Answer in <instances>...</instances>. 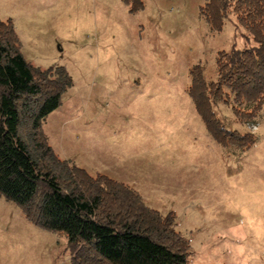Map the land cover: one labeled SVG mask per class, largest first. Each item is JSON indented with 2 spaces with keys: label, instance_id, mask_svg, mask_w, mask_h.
<instances>
[{
  "label": "rangeland",
  "instance_id": "374dc122",
  "mask_svg": "<svg viewBox=\"0 0 264 264\" xmlns=\"http://www.w3.org/2000/svg\"><path fill=\"white\" fill-rule=\"evenodd\" d=\"M205 2L145 0L130 12L123 0H0V19L13 21L29 62L73 80L43 121L61 158L98 172L134 166L127 185L176 215L188 264H264V108L242 150L213 139L188 92L194 66L214 81L218 53L247 45L233 12L212 31ZM213 110L226 128L251 132L232 105ZM0 264H72L68 239L0 195Z\"/></svg>",
  "mask_w": 264,
  "mask_h": 264
},
{
  "label": "trees",
  "instance_id": "16d2710c",
  "mask_svg": "<svg viewBox=\"0 0 264 264\" xmlns=\"http://www.w3.org/2000/svg\"><path fill=\"white\" fill-rule=\"evenodd\" d=\"M123 1L130 12L144 6ZM231 12L247 45L218 53L214 81L194 66L188 92L212 136L246 150L255 134L226 128L213 106L232 105L247 123L264 108V0H206L200 9L214 32ZM72 85L64 67L29 62L13 21L0 19V195L36 226L65 235L72 264H188L190 242L177 231L173 212L149 207L122 182L91 176L50 144L43 121Z\"/></svg>",
  "mask_w": 264,
  "mask_h": 264
},
{
  "label": "crops",
  "instance_id": "0c3cea01",
  "mask_svg": "<svg viewBox=\"0 0 264 264\" xmlns=\"http://www.w3.org/2000/svg\"><path fill=\"white\" fill-rule=\"evenodd\" d=\"M143 1V3H144V6L146 5L145 4V0H142ZM202 7V6H201ZM189 89V88H188ZM195 105V104H194ZM195 108H196V106H195ZM197 110V109H196ZM143 112L145 113V114H154L155 113V109H151V108H145L144 110H143ZM198 112V111H197ZM200 115V114H199ZM203 119V118H202ZM46 134H47V132H46ZM48 136V138H49V141H50V144L52 145V147L54 148V150L59 154V152H58V150H57V148L55 147V144H53L52 143V140H51V138L49 137V135H47ZM212 136V135H211ZM213 137V136H212ZM213 139H214V137H213ZM217 142V141H216ZM218 143V142H217ZM219 144V143H218ZM101 151H102V156H107V155H109V147L107 146V145H101ZM60 155V154H59ZM61 156V155H60ZM63 158V157H62ZM65 159V158H64ZM67 160V159H66ZM70 161V160H69ZM112 161V160H111ZM72 164H74L72 161H70ZM75 165L76 166H78L77 165V163H75ZM80 166H82L81 168H84L91 176H97V175H104V176H106V177H108V178H111V179H114V180H116V181H119V182H127L126 183V185L127 184H129V179H131V178H133V177H135V175H134V173H135V167L133 166L132 168H133V172L129 169L128 171H126V172H120V171H118L117 169H116V171H102V172H98V171H92L91 170V168H89V167H87V166H85V165H83V164H79ZM79 166V167H80ZM128 178V179H127ZM125 184V183H124ZM130 186V185H129ZM139 189H140V187H135L134 188V190H136L140 195H141V192L139 191ZM147 204V203H146ZM148 205V204H147ZM149 206V205H148ZM149 207H151V206H149ZM152 208V207H151ZM157 207H155V208H153V209H155V210H158V209H156ZM159 211V210H158Z\"/></svg>",
  "mask_w": 264,
  "mask_h": 264
},
{
  "label": "built area",
  "instance_id": "2783aa9c",
  "mask_svg": "<svg viewBox=\"0 0 264 264\" xmlns=\"http://www.w3.org/2000/svg\"><path fill=\"white\" fill-rule=\"evenodd\" d=\"M249 129L252 133H255L258 130V125L256 123H248Z\"/></svg>",
  "mask_w": 264,
  "mask_h": 264
}]
</instances>
